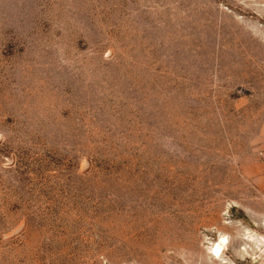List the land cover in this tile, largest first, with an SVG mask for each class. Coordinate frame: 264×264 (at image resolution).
<instances>
[{
  "label": "rangeland",
  "instance_id": "1",
  "mask_svg": "<svg viewBox=\"0 0 264 264\" xmlns=\"http://www.w3.org/2000/svg\"><path fill=\"white\" fill-rule=\"evenodd\" d=\"M264 0H0V264H262Z\"/></svg>",
  "mask_w": 264,
  "mask_h": 264
},
{
  "label": "crops",
  "instance_id": "2",
  "mask_svg": "<svg viewBox=\"0 0 264 264\" xmlns=\"http://www.w3.org/2000/svg\"><path fill=\"white\" fill-rule=\"evenodd\" d=\"M262 264H264V262Z\"/></svg>",
  "mask_w": 264,
  "mask_h": 264
}]
</instances>
